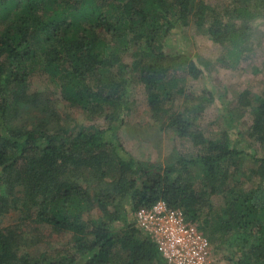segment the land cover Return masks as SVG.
Listing matches in <instances>:
<instances>
[{
    "label": "trees",
    "instance_id": "obj_1",
    "mask_svg": "<svg viewBox=\"0 0 264 264\" xmlns=\"http://www.w3.org/2000/svg\"><path fill=\"white\" fill-rule=\"evenodd\" d=\"M227 1L215 7L204 0H0V216L15 210L14 228L27 221L71 232L76 247L71 255L33 257L20 254L22 235L0 232V264H166L135 219L138 209L160 200L203 231L215 264L218 255L224 264H264V156L252 150L253 143L264 147V91L240 94L239 104L253 113L244 149L228 130L207 135L198 122L207 103L222 97L213 89L197 97L180 85L212 64L235 68L248 59L251 23L264 20V0ZM191 23L225 49L215 62L167 48ZM38 71L66 101L89 118L104 117L107 126L74 131L44 115L38 92L29 89ZM135 83L144 84L160 128L188 138L195 156L162 168L126 150L119 132ZM178 96L182 110L175 109ZM32 107L36 119L29 122L23 113ZM224 120L232 125V117ZM255 177L260 183L245 187ZM216 194L224 196L220 208L212 203Z\"/></svg>",
    "mask_w": 264,
    "mask_h": 264
},
{
    "label": "rangeland",
    "instance_id": "obj_2",
    "mask_svg": "<svg viewBox=\"0 0 264 264\" xmlns=\"http://www.w3.org/2000/svg\"><path fill=\"white\" fill-rule=\"evenodd\" d=\"M204 1L215 7H221L228 2L227 0ZM251 25L254 48L247 60L235 68L215 63L207 68L199 79L186 78L185 81L180 82L181 86H185L187 94L193 93L199 97L207 94V89H213L222 97V102L228 103L226 108L221 104L222 102L220 104L207 103L198 122L201 123L207 135L216 136L222 130H228L233 139H239L244 149L248 146L245 139L248 138L249 128L253 122V113L250 107H243L239 104L240 94L249 90L251 95L255 96L264 91V20L257 19ZM168 43L167 48L170 51L189 53L195 59L201 57L215 62L225 53V49L220 44L210 40L205 32L199 31L193 23L184 27L182 31H176L169 38ZM132 53L133 49L123 56V61L130 63L134 58ZM29 89L31 92H38L40 99L36 106H42L46 110L44 115H50L64 126L72 127L74 131L84 125L107 126L104 117L89 118L81 107L66 101L43 72L38 71L31 75ZM130 98L131 109L128 110L125 116L126 122L119 132L121 141L129 153L150 166L155 165L162 168L170 162H176L179 157L190 158L196 155V149L188 138L180 137L172 129L160 128L150 110L144 84H133ZM181 98L179 96L176 98L175 109L184 108ZM34 110L33 107L27 108V111L23 113L27 121L32 117L36 119V114L32 113ZM224 117H232L231 126L226 124ZM253 144L252 150L257 152L258 156H264V147ZM248 167L249 164H246V168ZM194 179L197 189H200L202 183L199 178ZM259 181L256 177L252 181L247 180L245 187L257 185ZM90 185L92 187L95 185L93 177L90 179ZM223 197V194L212 196V203L216 208L224 205ZM19 219L20 213L15 210L1 215L0 232L15 239H19V235H22L20 254L28 252L33 257L49 255L51 258H58L75 252L76 247L71 232L56 230L48 224L29 225L27 221L20 223V226L16 228ZM13 229H15V234H13ZM218 258L220 259L219 264L225 263L220 255Z\"/></svg>",
    "mask_w": 264,
    "mask_h": 264
},
{
    "label": "built area",
    "instance_id": "obj_3",
    "mask_svg": "<svg viewBox=\"0 0 264 264\" xmlns=\"http://www.w3.org/2000/svg\"><path fill=\"white\" fill-rule=\"evenodd\" d=\"M135 219L157 244L166 264H215L211 242L182 209L160 200L138 209Z\"/></svg>",
    "mask_w": 264,
    "mask_h": 264
}]
</instances>
